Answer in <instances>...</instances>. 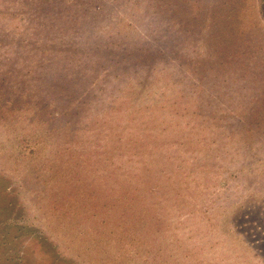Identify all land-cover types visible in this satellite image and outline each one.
Listing matches in <instances>:
<instances>
[{
	"label": "rangeland",
	"instance_id": "1",
	"mask_svg": "<svg viewBox=\"0 0 264 264\" xmlns=\"http://www.w3.org/2000/svg\"><path fill=\"white\" fill-rule=\"evenodd\" d=\"M0 264H264V0H0Z\"/></svg>",
	"mask_w": 264,
	"mask_h": 264
}]
</instances>
